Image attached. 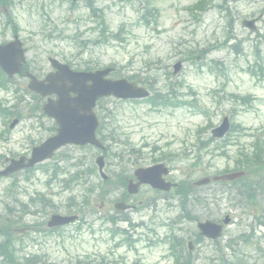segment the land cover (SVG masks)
I'll return each mask as SVG.
<instances>
[{"label": "rangeland", "instance_id": "374dc122", "mask_svg": "<svg viewBox=\"0 0 264 264\" xmlns=\"http://www.w3.org/2000/svg\"><path fill=\"white\" fill-rule=\"evenodd\" d=\"M13 1V24L6 19L4 10L0 11V43L12 39L11 27L17 25L18 36L27 50L29 67L41 77L50 70L49 58H56L64 63L70 62L79 69L87 66L103 68L115 64L122 77H154L159 89L164 88L166 73H169V79L175 84L178 95L183 96L185 101L196 99L198 105L205 107L212 126L217 125L223 116L232 115V123L249 129L248 133L264 131V80L257 78L260 69L264 71V0H229L232 7L230 35L233 37L229 43L237 44L236 52L219 45L224 40L223 33L226 29L214 9L202 15L198 23L190 19L184 9L198 0H148L158 12L155 21L150 18L148 25L140 22L143 13L141 8L145 0H94L96 9L103 11L108 32H120L122 37L121 41L107 39L106 42H102L103 38L100 40L101 25L96 17L84 8L83 1ZM251 18H259L255 31L241 26L242 20ZM121 28L122 31H119ZM201 50L206 54L199 52ZM197 55L200 56L198 61ZM178 60L183 62V68L178 75L173 76L171 66ZM248 68L254 70L255 76L246 72ZM17 81L19 85L24 83L20 79ZM224 94L250 96V105L235 106L225 100ZM0 99L6 100L11 108L16 103L7 92L0 91ZM103 104L111 112V116L107 117L109 130L120 139L115 145L109 143L110 162L106 161V174L117 172L121 168L120 165L130 148L139 153L127 157L135 163L133 168L138 167V164L143 167L152 165L160 152L170 154L169 160L165 162L171 169V178L177 181L185 178L195 181L203 174L212 177L216 172L233 167L231 162L237 151L234 140L226 146V154L231 161L223 157V151L219 147L202 149L200 154L197 152V149L202 147L195 143L194 135L199 134L202 140L207 138L203 135L208 134L209 130L204 133L203 130L198 133V130L207 127L208 120L192 109H170L157 113L148 109L145 103L117 101L113 98H107ZM19 108L21 109L20 104ZM38 122L44 127L49 124L44 117L36 119V122L22 120L7 134L3 117H0V133L7 136L6 142L0 141V155L9 157L12 152L17 155L28 154L32 147L28 137L32 138L33 145L47 137L46 131L34 124ZM250 140L249 137H243L239 143L247 145ZM154 146L157 148L154 149ZM216 149L219 157L214 156ZM122 152L125 154L123 159ZM90 153L88 149L66 147L58 151L57 158L46 162L50 164L48 173H44L41 166V169H36L28 175L22 173L15 176L14 180L0 179V223L7 217L14 219L13 228L17 231L18 239L15 245L20 261L24 263V258L37 255L57 264H68L86 257L96 261L104 258L105 262L97 264H174L172 259L166 257L167 249L163 245L145 247L142 239H154L146 228L153 227L156 223L172 222L179 237L181 235L185 240H192V234L197 232L195 221L177 219L180 211L179 201L172 195L168 201L164 200L160 194H154L148 188H142L134 196L132 203H140L137 210L129 213L114 212L113 204L120 200L121 187H113L110 194L100 197L102 187L95 190L96 186H90L94 184L92 182L101 181L97 171L93 177L82 179L81 183L86 186H79L70 180L76 170H86ZM94 159L95 157L92 159L93 164ZM77 162L80 165L78 169ZM192 163L196 165L192 166ZM52 166L56 169L52 170ZM1 168L0 162V170ZM133 168H130L129 174H132ZM52 171H55V175L48 182ZM63 179L67 182L70 180L66 188L62 185ZM88 186L92 189L87 188ZM210 187L209 190L213 185ZM86 188L92 190V200L98 199L96 217H89L85 222L87 227L91 226L90 230L86 226L80 230L70 226L53 234L31 232L45 228V221L52 214L69 212L68 207L76 206L75 200L80 199ZM203 192L204 189L199 190L196 201L187 200L186 207L197 220H205L208 213L213 215L211 218L228 213L232 222L219 239L220 251L228 254L226 244L231 240H244L243 245L232 247L234 252L239 250L238 253L243 257L264 264V247L262 244H256L261 238L259 228L256 229V235L254 230L242 239L237 238L240 234L249 232V228L245 226L253 222L254 205L248 203L241 205L243 209L235 208L227 198L218 195L215 198L218 199V204H210L206 210L200 202ZM39 193L50 200L55 208L48 214L23 213L20 204L16 202L38 210L41 207ZM151 198H154V202L149 200ZM78 204L80 206L79 201ZM140 205L142 207H139ZM127 214L130 223L139 227L130 228L127 223L118 221L115 226L130 232L132 240L135 241V251L125 245L114 248V241L107 232L110 225L101 222L102 216H113L117 220ZM141 223L144 224L142 227ZM156 230L157 236L161 238L168 228ZM214 251V245L203 243L193 253L194 264H211L213 255H216Z\"/></svg>", "mask_w": 264, "mask_h": 264}, {"label": "water", "instance_id": "95a60500", "mask_svg": "<svg viewBox=\"0 0 264 264\" xmlns=\"http://www.w3.org/2000/svg\"><path fill=\"white\" fill-rule=\"evenodd\" d=\"M251 24V23H250ZM23 51L21 50V45L17 41V38L15 37V41L12 43H9L5 46H0V65L1 67L9 74L12 75L16 72H20L21 69V62H23ZM52 63L56 64V62L52 61ZM61 67L62 71L68 72V74L73 78H79V74H73L71 73L66 66H59ZM108 73V71L100 72L99 77L104 76ZM84 76V75H80ZM31 79V83L29 85V88L40 93L41 95H46L47 92H51L46 89V87L43 85L42 82L36 81L34 78L29 76ZM86 77V76H84ZM98 77L95 76V89L94 92L90 94V107L92 106L94 100L104 94L113 93L120 96H128V97H137V96H145L146 93L142 92L141 90H138L134 88V85L126 84V82H109L106 81L104 84H101L98 80ZM79 84L76 85V82L74 81L71 86V91L79 95L74 105L71 107H68L67 109H63L60 111L53 110V107L55 105H52V111L50 109H45L44 111L48 114L55 116L58 118L59 116L63 115L66 119V125H64L65 129H59L58 135L53 138L52 140L47 141L40 147L36 148L32 152V158L30 161H28L27 166H33L35 163L45 159L46 157L50 156L52 154V151L56 149L58 146L64 145L66 143H78V144H84V143H96L94 140L93 131L96 126V121L94 122L90 121V119H94L92 115H90L87 119L85 118V122L87 124L88 130L86 134H84L83 130L80 129L79 124V115L81 113L82 107V90L78 87ZM56 109V108H55ZM81 130V132H80ZM77 132H80L81 134L78 135ZM23 166V163L20 162H13L12 165L7 168V170L2 173L3 175H7L14 170H17ZM238 176L236 175H226L221 178H214L215 180H231L234 177ZM207 180L201 181L200 184L206 183ZM199 228L205 234L207 237L214 238V236L217 233V229L213 227V224L210 222H206L205 224L199 225ZM219 229V228H218Z\"/></svg>", "mask_w": 264, "mask_h": 264}, {"label": "trees", "instance_id": "16d2710c", "mask_svg": "<svg viewBox=\"0 0 264 264\" xmlns=\"http://www.w3.org/2000/svg\"><path fill=\"white\" fill-rule=\"evenodd\" d=\"M213 1H216V2L220 1V3L217 5V8L220 11L224 10L223 6L227 2L226 0H202L201 2L197 3L192 8H190L189 12L193 15V17L196 18V11H201L206 6V4H209ZM11 4H12V0H0V7H9ZM86 6L90 10H93L91 0L88 1ZM94 12H95V10H94ZM98 17L100 18V20L103 24L102 17L100 15ZM5 84H6L5 80L3 79V77L0 74V87L4 86ZM0 113L10 114L7 110L2 109L1 106H0ZM250 161L253 163L256 170L263 167L262 157L260 154V149L258 147L255 148L254 153L250 157ZM0 254L5 258V261L8 264L14 263L13 254L11 253L10 247L8 244H5L4 246L0 247Z\"/></svg>", "mask_w": 264, "mask_h": 264}, {"label": "flooded vegetation", "instance_id": "af4514ba", "mask_svg": "<svg viewBox=\"0 0 264 264\" xmlns=\"http://www.w3.org/2000/svg\"><path fill=\"white\" fill-rule=\"evenodd\" d=\"M129 179H127V181H128Z\"/></svg>", "mask_w": 264, "mask_h": 264}]
</instances>
